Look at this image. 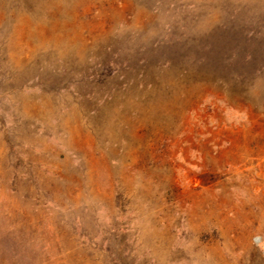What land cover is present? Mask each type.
<instances>
[{
	"label": "rangeland",
	"instance_id": "obj_1",
	"mask_svg": "<svg viewBox=\"0 0 264 264\" xmlns=\"http://www.w3.org/2000/svg\"><path fill=\"white\" fill-rule=\"evenodd\" d=\"M264 0H0V264H264Z\"/></svg>",
	"mask_w": 264,
	"mask_h": 264
},
{
	"label": "built area",
	"instance_id": "obj_2",
	"mask_svg": "<svg viewBox=\"0 0 264 264\" xmlns=\"http://www.w3.org/2000/svg\"><path fill=\"white\" fill-rule=\"evenodd\" d=\"M253 241L256 243V244H259L260 247H261V252H262V257H263V260H264V238L260 235V234H255L253 236Z\"/></svg>",
	"mask_w": 264,
	"mask_h": 264
}]
</instances>
